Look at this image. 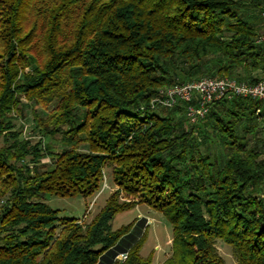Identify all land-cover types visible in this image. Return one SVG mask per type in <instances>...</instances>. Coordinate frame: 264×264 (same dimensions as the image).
I'll use <instances>...</instances> for the list:
<instances>
[{"label":"trees","instance_id":"16d2710c","mask_svg":"<svg viewBox=\"0 0 264 264\" xmlns=\"http://www.w3.org/2000/svg\"><path fill=\"white\" fill-rule=\"evenodd\" d=\"M249 1L0 0V264L113 261L134 226L114 230L113 221L139 206L122 194L142 195L173 226L163 264H225L218 241L237 264H264V159L243 144L257 135L264 103L218 101L200 121L219 126L229 149L219 165L210 153L189 158L195 125L177 136L170 118L140 110L179 64L188 77L210 63L219 78L258 82L264 33L238 10ZM23 96L50 112L34 118L38 142L22 139L11 115ZM59 135L69 149L56 154L44 140ZM106 166L118 191L89 225L46 203L92 197ZM144 243L112 264H153Z\"/></svg>","mask_w":264,"mask_h":264},{"label":"rangeland","instance_id":"374dc122","mask_svg":"<svg viewBox=\"0 0 264 264\" xmlns=\"http://www.w3.org/2000/svg\"><path fill=\"white\" fill-rule=\"evenodd\" d=\"M251 0L249 1V3ZM242 18L246 21L253 22L252 13L257 12L253 7L248 4L243 8L238 9ZM264 22V21H262ZM257 26V25H255ZM261 29V35L263 34V27ZM264 36V35H263ZM210 63L203 67V70L199 73L192 74L188 77L189 68H186L183 64H179L177 70L172 71L174 82L171 86L178 85L184 82L195 81L203 78H219L216 75V70ZM243 75H241L242 77ZM227 78V77H224ZM239 81L236 77H229ZM264 79V78H263ZM260 79V80H263ZM259 80V81H260ZM247 82V81H244ZM171 86L161 88L160 91L169 89ZM159 91V92H160ZM161 116L170 118L174 124L177 125V132L175 134L183 135L190 131L194 125L196 126L195 136L196 142L192 143L189 158L194 155L199 158V153H210L216 159L215 164L219 165L227 158L229 149L223 143L218 127L215 126L213 121H207L205 123H192L185 110L182 109H169L158 110ZM50 112L45 111L41 106L29 101L26 97H21V106L19 111H14L11 115L17 125V129L22 131V139H29L33 142H38L41 136L34 132L36 123L34 121L36 117H46ZM78 115H83L82 112H78ZM225 118V115H223ZM209 120V119H208ZM216 123V122H215ZM256 136H249L243 140V144L246 145L247 150L258 151L264 159V134L263 127L260 125ZM243 134V133H242ZM244 135V134H243ZM45 147L49 148L53 153H61L68 150V146L62 142V136H56L54 138H47L44 140ZM198 145V147H196ZM81 151H88L87 145L81 146ZM174 151H179L178 148ZM168 155V153H166ZM196 158V159H198ZM45 164H51L50 158L43 160ZM118 191V186L114 183L113 167L106 166L102 172V179L100 182V188L95 195L88 199H84L80 196L60 198L51 195L46 196V203L53 209L58 210L61 217H71L80 219L81 224L89 225L93 219L102 211L108 202L109 198ZM262 197V195L260 196ZM122 202L139 203L135 209L127 212L120 213L113 221V229L118 230L123 226L134 224L132 230L120 241V248L129 249L134 246L143 236H145V243L141 250V256L143 258H152L153 264H163L172 255L174 231L171 223L160 212L150 209L144 201L141 199L142 195L137 197H125L123 194L120 196ZM142 218H145L143 222ZM217 249L225 264H237V260L234 256L233 250L230 246L222 241L217 242ZM127 254V253H126ZM123 255V254H122ZM128 257V256H127ZM108 259V258H105ZM107 260H103L105 263ZM118 261H126L120 257Z\"/></svg>","mask_w":264,"mask_h":264},{"label":"built area","instance_id":"2783aa9c","mask_svg":"<svg viewBox=\"0 0 264 264\" xmlns=\"http://www.w3.org/2000/svg\"><path fill=\"white\" fill-rule=\"evenodd\" d=\"M262 2L264 3V0ZM261 15L264 20V8ZM239 97L251 98L264 103V79L255 83L239 82L231 78H203L184 82L160 91L140 110L145 114L148 111L183 107L189 120L198 124L206 119L216 102L231 101ZM121 258L127 259V254L121 255Z\"/></svg>","mask_w":264,"mask_h":264},{"label":"crops","instance_id":"0c3cea01","mask_svg":"<svg viewBox=\"0 0 264 264\" xmlns=\"http://www.w3.org/2000/svg\"><path fill=\"white\" fill-rule=\"evenodd\" d=\"M254 2H255V5L253 4L252 7H254V9L257 12L252 13V18L251 19L253 20V22H251V23H254V25H257V27H263V33H264V22H262L264 20H263L262 15H261V11H262V8L264 6V3L262 2V0H254ZM252 77L254 79H256V78L257 79H263L264 78V72H263V70L262 69H259V70L254 71L252 73ZM214 110L216 111L217 109H214ZM258 121H259V127H260V125H262V127L264 129V116H262L261 118H259ZM205 122H207V120L204 121L203 123H205ZM258 132H259V129H258ZM263 134H264V130H263ZM144 219L145 218H142L141 221L143 222ZM119 246H120V243H119ZM129 250H130V248L127 249V250L121 248V250L117 251L118 254H117L116 258L113 259V261L119 260L120 257H121V255L122 254H126ZM103 260H102L101 264H112V262H113V261H111V259H107V261H105V263H103Z\"/></svg>","mask_w":264,"mask_h":264}]
</instances>
